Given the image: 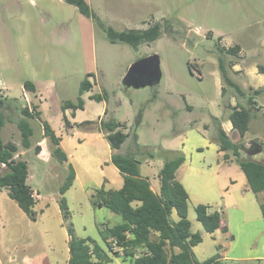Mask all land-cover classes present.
Returning a JSON list of instances; mask_svg holds the SVG:
<instances>
[{
	"label": "rangeland",
	"instance_id": "1",
	"mask_svg": "<svg viewBox=\"0 0 264 264\" xmlns=\"http://www.w3.org/2000/svg\"><path fill=\"white\" fill-rule=\"evenodd\" d=\"M85 1L100 21L115 31L147 29L148 22L155 20L166 26L165 33L150 45L133 50L122 43L111 44L96 23L62 0H0V99L16 101L30 111L36 105L40 113L39 121L30 120L31 146L23 149L15 125L17 117L6 112L10 122L2 129L1 140L15 144L22 152L20 159L28 164L26 184L39 194V201L34 207L36 220L32 221L8 197L6 189L0 191V264H30L25 263L26 258L31 264H64L69 257L58 198L70 164L51 157L48 141L40 155L34 152L35 144L41 140L43 123L61 139L83 182L93 178L106 190H118L117 181L107 182L113 178L111 170L98 162L106 152V142L94 137L100 132L96 127L104 112L103 122L112 120L126 125L127 154L140 163L150 179L157 178L165 160L164 149H175L179 136L190 130L182 121L196 120L193 130L204 133L203 127L210 125L212 116L221 118L217 104L224 107L225 102H218L219 79L226 89L224 98L232 94L236 101L245 103L220 77L218 60L221 59L227 76L245 92L251 87L248 68L253 73L260 72L259 66L264 68V0ZM233 44L243 49L241 54L233 56L218 50ZM151 54L159 56V82L137 89L127 86L124 79L130 65ZM231 63H243L242 69L247 68L244 75L231 72ZM187 64L192 65L191 74ZM195 70L201 73L200 78ZM88 74L93 75L89 78L92 90L80 94L79 86ZM258 77L264 79L263 74ZM24 82L32 83L35 92H26ZM93 94H102L105 100L90 99ZM78 98L82 109L63 108L66 102L77 105ZM183 99L195 107L192 114L185 110ZM258 102L264 105V95ZM229 104L227 99L226 105ZM262 116L261 110L255 113L245 137L237 140L235 136L236 143L259 139L257 142L264 144ZM85 124L96 129L87 130ZM174 128L178 129L176 133ZM206 136L211 141L209 132ZM260 157L258 154L252 158ZM200 160L212 162L217 167L215 175L223 183L213 187L214 194L206 195L200 191L202 187L212 188L211 173L205 167L194 175L193 182L198 185L194 184L196 194L190 191V220L187 218L192 232L202 237L195 259L202 262L218 255L222 264H264V222L256 204L261 196L246 194L240 184L230 185L231 176L241 173L237 164H224L212 150H205ZM233 191L247 201L246 218L234 210L233 204L225 206L226 197ZM64 197L75 236L90 239L104 250L110 259L107 264H126L111 255L99 234L101 226L118 225L121 218L107 209L93 208L78 186H71ZM198 204L222 210L229 237L219 231L212 239L203 231L194 211ZM174 218L177 219L176 214Z\"/></svg>",
	"mask_w": 264,
	"mask_h": 264
},
{
	"label": "trees",
	"instance_id": "2",
	"mask_svg": "<svg viewBox=\"0 0 264 264\" xmlns=\"http://www.w3.org/2000/svg\"><path fill=\"white\" fill-rule=\"evenodd\" d=\"M73 6L79 14L91 19L103 31L106 39L111 44L122 43L133 50L146 44H151L163 37L166 26L159 21L148 22V28L143 30L128 29L115 31L107 27L95 15L85 0H62ZM219 52H227L237 56L239 47L236 45L229 49L218 48ZM219 73L222 80L237 94L235 106L226 105L224 100L225 118L231 123L232 130L239 140L243 139L249 128V122L255 112L259 110L256 99L264 92V88L244 92L227 76L226 69L218 60ZM189 72L192 65L187 64ZM259 71L264 73V68L259 66ZM93 75L88 74L79 86V93L83 94L92 90L93 84L89 81ZM23 89L34 93V86L30 82H24ZM226 89H221L224 97ZM235 97V95H233ZM104 95L93 94L89 98L95 101L105 100ZM1 100V99H0ZM4 109H0V190L6 189L8 197L13 200L19 209L32 221L36 220L34 206L36 201L33 191L26 184L28 178L27 162L15 158L18 147L1 140V131L8 120L7 111L17 117L15 123L20 134V145L23 149L31 146L30 138L33 130L30 120H40V113L16 101H3ZM82 101L78 98L77 105L72 102L64 103V109H82ZM189 110V109H188ZM191 110V109H190ZM87 130H93L90 124H85ZM210 138L223 153L224 162H234L245 176L248 191L257 195L264 193V145L262 147V159L260 161L245 157L240 153L243 144L231 141L223 131L218 119L211 117ZM105 135L110 148L119 151L125 143L128 135L123 132L124 124L109 120L100 122L97 128ZM43 137L50 144L51 157L60 163L66 161V156L59 146V138L55 136L51 128L42 124ZM257 142V141H253ZM258 143V142H257ZM40 147L36 146L34 152L38 154ZM164 162L158 173L159 192L155 193L150 187L148 179L142 178L139 173V162L128 154L114 153L111 163L122 176V186L118 190H106L104 187L97 189L90 197L93 208H105L118 215L122 223L107 227L101 226L99 234L106 245L107 250L115 258H121L126 264H222L220 257L215 255L202 262L195 259L193 248L202 242L199 233L191 232V224L187 218L188 194L184 187L176 180L175 173L184 162V156L177 151H163ZM69 173L64 183L59 188L58 207L62 216L63 225L68 236L69 260L67 264H107L109 256L90 239H79L75 236L72 225L69 222L70 212L64 194L71 187L74 180V171L68 166ZM259 209L264 222V201L260 202ZM197 222H199L206 234H212L220 228L223 220V212L210 211L209 206L197 205L194 209ZM176 214L177 220L173 221L171 214ZM226 232L224 226L222 229ZM113 243L117 247L113 251ZM139 252V255L137 253Z\"/></svg>",
	"mask_w": 264,
	"mask_h": 264
},
{
	"label": "crops",
	"instance_id": "3",
	"mask_svg": "<svg viewBox=\"0 0 264 264\" xmlns=\"http://www.w3.org/2000/svg\"><path fill=\"white\" fill-rule=\"evenodd\" d=\"M152 21H155V20H152ZM232 45V44H231ZM229 46V45H228ZM234 46H236V45H234L233 44V46L232 47H234ZM238 46V45H237ZM239 47V51H238V54L237 55H239V54H241V52L243 51V49L240 47V46H238ZM231 48V47H230ZM227 49V48H226ZM229 49V48H228ZM152 55V54H151ZM239 58H240V60H243V59H241V57L240 56H238ZM230 67H231V72H233L234 74H236V73H238L239 72V74H243L244 75V71L245 70H247V68L245 69H242L244 66H243V63H240V64H237V63H231V65H230ZM218 69H219V65H218ZM243 70V71H242ZM195 71H197L198 72V77L200 78L201 77V73L198 71V70H195ZM192 72L190 71V74H191ZM260 74H263L264 75V73H262V72H257L256 71V73H253V72H250V68H248V75H247V79H248V81H249V84H250V86L251 87H249V90L248 91H254V90H257V89H262V88H264V79H260L259 77H258V75H260ZM249 76V77H248ZM245 77H246V75H245ZM253 78V79H252ZM232 81V80H231ZM233 82V81H232ZM219 88H220V99H218V102H223L224 100H225V98L221 95V89L223 88L222 86H221V84H220V79H219ZM233 83H235L237 86H239L240 87V85L238 84V83H236V82H233ZM255 83H257V84H255ZM240 89L242 90V88L240 87ZM242 91H244V90H242ZM247 91V92H248ZM245 92V91H244ZM262 95H264V92L259 96V98L262 96ZM259 98H257L256 99V102H257V106L256 107H258L259 108V110L258 111H260L261 110V112H262V114H263V116H262V118L264 119V105L262 104H260L259 102H258V99ZM227 99H229L230 101H231V106H235V104H236V100H235V97L231 94L229 97H226V101H227ZM183 101H184V103H185V110H187L188 111V113L189 114H192L193 113V111H194V109H195V107H193V106H191V105H189V104H187V102L183 99ZM235 101V102H234ZM36 106V105H35ZM217 107H218V109H220V114H221V118H218V116H212L213 118H216V119H218L219 120V122H220V124H221V128L223 129V131L230 137L231 136V134L233 133V130H232V126H231V123L228 121V120H226V118H225V114H224V107H221L219 104H217ZM168 108L170 109V106H168ZM189 109V110H188ZM191 109V110H190ZM201 112H203V110L201 109L200 110ZM257 111V112H258ZM106 113L107 112H104V115H103V118L104 117H106ZM203 113H205V112H203ZM256 113V112H255ZM255 113L253 114V116H252V118H251V121L249 122V126H250V123L253 121V119L255 118ZM219 113H218V115H220ZM224 115V116H223ZM211 116V115H210ZM103 118L102 119H99V121L97 122V124L100 122V121H102L103 120ZM195 121L196 120H194V119H192V120H190L189 121V119H185V121H182V125L183 126H188L189 128H190V130L189 131H187L186 132V134L185 135H183V136H179V138H178V146L175 148V149H168L169 151H180L182 154H183V156H184V162H183V164L178 168V170L176 171V173H175V177H176V180L184 187V189H185V191L187 192V194H188V205H189V203L191 202V194H190V191H192V194L194 195V194H196V192L194 191V186L195 185H198V183H195V182H193V179H195V177H194V175H195V173L198 171V170H200V171H204V168L206 167V168H208V172L207 173H211V175H212V179H213V183H212V188L210 189V187L208 188V187H206V189H205V187H202L203 189L200 191L201 193H203V194H209V192H212V194H214V192H215V189L213 188L215 185H216V187H217V184L218 183H223V179L221 178V177H218V175H215V173H214V171H215V169L217 168V167H214V166H212V162H209V164H206L205 163V161H202V163H201V160H200V157H202V156H204V152H205V150H212L213 152H215L216 153V155H217V157H220V158H222V161H223V153H221V152H219V149H218V146H217V144L215 143V142H212V141H209L208 139H207V136H206V134L210 131V127H209V129L207 128V130L204 128L205 126H208V124L207 125H205L203 128H204V133H201V132H198V131H194L193 129H194V127H195ZM178 124H176V126H177ZM124 126H125V129L123 130V132L126 134V132H125V130H126V125L124 124ZM99 127V126H98ZM98 127H96V128H98ZM249 129V128H248ZM178 130V129H177ZM177 130H176V128H174V131H175V133L177 132ZM97 131H99V130H97ZM248 132V131H247ZM230 133V134H229ZM247 134V133H246ZM245 134V135H246ZM128 135V134H127ZM245 135H244V137H245ZM243 137V138H244ZM59 138V137H58ZM95 139H98L100 142H106L105 143V148H106V152H105V154L103 155V157H101V158H99V159H101L100 161H98V162H100V164L101 163H103L107 168H109V170H111V173H112V176H113V178L111 179H109L107 182L108 183H112V182H114V181H117V183L115 184L117 187H118V189L119 188H121V186H122V183H123V181H122V176H121V174H120V172L113 166V164L111 163V157H112V155L114 154V153H120V154H127V152L129 151V141H128V138H129V135H128V138L126 139V141H125V143L122 145V147H121V149L119 150V151H113L111 148H110V146H109V144H108V142H107V140L105 139V135L100 131V132H98V134L94 137ZM231 139V138H230ZM59 146H60V148L62 149V151H63V153L65 154V156H66V161L65 162H63L64 164H70L71 166H72V168L74 169V180H73V183H72V185L71 186H73V185H75V186H78L81 190H84V192H85V195H86V197L88 198V199H90V197H91V195L93 194V192L95 191V189H97L98 187H100L101 185L100 184H98V183H96L95 182V180L93 179V178H89V179H87L88 181H84L83 182V177H82V175H80V173L75 169V167L73 166V164H72V162H71V155L70 154H66L65 152H66V150H65V148H64V145H63V142L61 141V139L59 138ZM237 140H238V138H237ZM47 140L45 139V138H43V132H41V140L38 142V143H36L35 144V146H34V148L36 147V146H39L40 147V151H39V153L37 154V155H40V153L42 152V147H43V145H44V143L46 142ZM253 141V140H252ZM257 141H259V139L257 140ZM236 142V141H235ZM248 142H250V141H247L246 143H248ZM259 143V142H258ZM263 144V143H262ZM264 145V144H263ZM167 149H164V151H166ZM21 155H22V152H20V150L18 149V152H17V154L15 155V158H19L20 159V157H21ZM261 155V157L260 158H258V159H256V161H260L261 159H262V153L260 154ZM251 159H253V158H251ZM253 160H255V159H253ZM224 162V161H223ZM234 162H224V164H233ZM195 164H198L199 166L198 167H195V166H193V165H195ZM28 165V164H27ZM70 165H68V166H70ZM217 165H219V164H217ZM70 166V167H71ZM139 166H140V164H139ZM162 166H163V164H162ZM162 166H161V168H162ZM188 166V167H187ZM160 168V169H161ZM186 168V169H185ZM160 169H159V171H160ZM159 171H158V173H159ZM241 171V170H240ZM139 173H140V176L142 177V178H146V179H148V181H149V183H150V187H151V189L153 190V192H155V193H158L159 192V180H158V174H157V178H155L154 176H153V178L152 179H150L148 176H147V174H144L143 172H142V170H141V167H139ZM212 173H214V176H213V174ZM105 174V173H104ZM106 177V176H105ZM115 178V179H114ZM106 179V178H105ZM120 179V180H119ZM230 185L232 186V187H234V186H236V185H238V184H240V185H242V186H244V188H245V193L246 194H248V193H251L250 191H248V188H247V183H246V179H245V176L243 175V173L241 172V173H234L233 174V176H231V178H230ZM195 184V185H194ZM101 187H103V186H101ZM196 187V186H195ZM70 189V188H69ZM68 189V190H69ZM210 189V190H209ZM67 190V191H68ZM112 190V189H111ZM1 191V190H0ZM66 191V192H67ZM66 192H65V194H66ZM64 194V195H65ZM252 194V193H251ZM254 195V194H253ZM33 196H34V199H35V201H36V204L38 203V201H39V194L38 193H34L33 192ZM254 196H256V197H259V196H261V199H259V201H256V204H257V206H258V209H259V204H260V202H263L264 201V193H260V194H257V195H254ZM194 199V198H193ZM249 200V199H248ZM246 199L244 198V197H241V196H239V194H238V192L237 191H233L231 194H229L227 197H226V200L224 201V203H225V206L227 205L228 207L230 206V204H233V208H234V210L235 211H239L240 212V214H241V216H243L244 215V217L246 218V216H247V208H246ZM197 203H201V202H197ZM36 204H35V206H36ZM198 205H201V204H198ZM34 206V207H35ZM197 206V205H196ZM195 206V207H196ZM206 206V205H205ZM210 207V206H209ZM252 208H254L253 207V205L251 206ZM59 208V207H58ZM98 209H102V208H98ZM105 209V208H104ZM212 209V207H210V211H220L221 209H219V208H217L216 210H211ZM260 210V209H259ZM60 211V210H59ZM261 213V212H260ZM113 214V213H112ZM60 215H61V213H60ZM174 216H175V213L174 212H172V214H171V218H172V220L173 221H176L177 219H175L174 218ZM187 216H188V218H189V220H190V217H189V215H188V207H187ZM262 217V216H261ZM263 220V219H262ZM197 221V220H196ZM121 223H122V220H121ZM120 223V224H121ZM199 223V222H198ZM191 224V223H190ZM200 224V223H199ZM227 224H228V221H227ZM201 225V224H200ZM225 227H226V225H224ZM223 226V227H224ZM202 227V226H201ZM223 227H220L218 230H216L214 233H212V234H207L208 236H210L212 239H213V237H216V235L218 234V232L219 231H221L222 233H224L225 234V236L226 237H229V234H228V230L226 231V232H223L222 231V229H223ZM195 229L197 230L198 229V227L196 226L195 227ZM203 229V228H202ZM227 229V228H226ZM191 232H192V224H191ZM192 233H194V232H192ZM68 237V236H67ZM230 238H232V237H230ZM201 244V243H200ZM199 244V245H200ZM67 247H68V240H67ZM219 247V246H218ZM197 250H198V245L197 246H195L194 248H193V253H196L197 252ZM68 254H69V250H68ZM137 255H139V252L137 253ZM68 260H69V257H68V259H66L65 261H64V264H67L68 263ZM206 260V259H205ZM25 263H33V262H31V260L30 259H28V258H26L25 259ZM36 264H42V263H36Z\"/></svg>",
	"mask_w": 264,
	"mask_h": 264
},
{
	"label": "water",
	"instance_id": "4",
	"mask_svg": "<svg viewBox=\"0 0 264 264\" xmlns=\"http://www.w3.org/2000/svg\"><path fill=\"white\" fill-rule=\"evenodd\" d=\"M160 79H161V71H160L159 56L153 54L143 59H140L137 62L130 65L126 73L124 83L127 86H131L137 89L147 85L153 86L157 84ZM2 105L3 102L0 100V107ZM235 136L238 138L236 133L233 131V133L230 136L231 141L233 142L236 141ZM240 153L245 157L252 158L253 156L262 153V147L259 145V143L250 141L241 146ZM224 225L225 222L222 220L220 222V227H223Z\"/></svg>",
	"mask_w": 264,
	"mask_h": 264
},
{
	"label": "built area",
	"instance_id": "5",
	"mask_svg": "<svg viewBox=\"0 0 264 264\" xmlns=\"http://www.w3.org/2000/svg\"><path fill=\"white\" fill-rule=\"evenodd\" d=\"M116 250H117V247L115 246V243H113V251H116Z\"/></svg>",
	"mask_w": 264,
	"mask_h": 264
},
{
	"label": "flooded vegetation",
	"instance_id": "6",
	"mask_svg": "<svg viewBox=\"0 0 264 264\" xmlns=\"http://www.w3.org/2000/svg\"><path fill=\"white\" fill-rule=\"evenodd\" d=\"M0 109H4V104L0 107Z\"/></svg>",
	"mask_w": 264,
	"mask_h": 264
}]
</instances>
